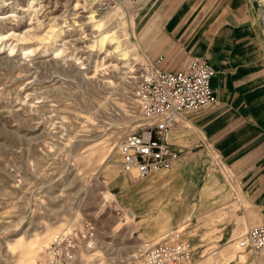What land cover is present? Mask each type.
<instances>
[{
	"label": "rangeland",
	"instance_id": "rangeland-1",
	"mask_svg": "<svg viewBox=\"0 0 264 264\" xmlns=\"http://www.w3.org/2000/svg\"><path fill=\"white\" fill-rule=\"evenodd\" d=\"M137 13L126 0H0V264H55L63 234V264H142L187 221L195 264L247 251L216 233L214 211L181 208L187 174L121 169L116 145L141 124Z\"/></svg>",
	"mask_w": 264,
	"mask_h": 264
},
{
	"label": "crops",
	"instance_id": "crops-1",
	"mask_svg": "<svg viewBox=\"0 0 264 264\" xmlns=\"http://www.w3.org/2000/svg\"><path fill=\"white\" fill-rule=\"evenodd\" d=\"M134 6L139 20L145 19L138 42L146 58L162 56L158 66L176 71L189 58L201 57L215 70L210 82L216 102L182 114L165 139L181 151L170 170L192 179L184 182L181 208L204 214L214 211L216 233L233 241L247 228L264 224L260 4L257 0H137ZM168 198L166 208H173ZM187 223L182 226L186 234ZM240 252L246 255H236L234 264L241 263L242 255L246 264H264V250Z\"/></svg>",
	"mask_w": 264,
	"mask_h": 264
},
{
	"label": "built area",
	"instance_id": "built-area-1",
	"mask_svg": "<svg viewBox=\"0 0 264 264\" xmlns=\"http://www.w3.org/2000/svg\"><path fill=\"white\" fill-rule=\"evenodd\" d=\"M135 4L137 0H126ZM261 27L264 16L260 8ZM163 57H145V64L136 79L135 101L141 124L136 130L122 136L116 145L121 169L135 172L138 178L170 170L181 156V151L165 139L177 119L216 102L211 87L215 70L201 57H191L179 70L161 69ZM168 239L149 247L143 254L142 264H195L193 248L188 235L173 231ZM238 247L258 254L264 250V224L253 225L238 235ZM55 264H63L73 256L74 242L70 235H58L51 241Z\"/></svg>",
	"mask_w": 264,
	"mask_h": 264
},
{
	"label": "bare ground",
	"instance_id": "bare-ground-1",
	"mask_svg": "<svg viewBox=\"0 0 264 264\" xmlns=\"http://www.w3.org/2000/svg\"><path fill=\"white\" fill-rule=\"evenodd\" d=\"M262 13H263L262 15L264 16V10H263V12H262Z\"/></svg>",
	"mask_w": 264,
	"mask_h": 264
}]
</instances>
